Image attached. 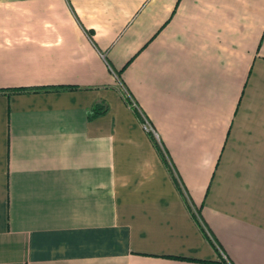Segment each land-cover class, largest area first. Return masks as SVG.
Returning <instances> with one entry per match:
<instances>
[{"label":"crops","instance_id":"0c3cea01","mask_svg":"<svg viewBox=\"0 0 264 264\" xmlns=\"http://www.w3.org/2000/svg\"><path fill=\"white\" fill-rule=\"evenodd\" d=\"M0 264H264V0H0Z\"/></svg>","mask_w":264,"mask_h":264},{"label":"rangeland","instance_id":"374dc122","mask_svg":"<svg viewBox=\"0 0 264 264\" xmlns=\"http://www.w3.org/2000/svg\"><path fill=\"white\" fill-rule=\"evenodd\" d=\"M121 91H122V96H123L124 100L127 101V105H128L132 110H134V112H136V114H137L138 116H140V118H142V126H143V127L146 126L147 128H152L153 131H154V133L156 134V132H155V130H154L152 124H151L148 120H146V119L144 118V116H143L142 113L140 112L138 106L136 105V102H135L134 99L132 98L131 94H130L125 88H122V87H121ZM153 131L149 130V132L152 133V134H153ZM223 259H224V258H223Z\"/></svg>","mask_w":264,"mask_h":264},{"label":"trees","instance_id":"16d2710c","mask_svg":"<svg viewBox=\"0 0 264 264\" xmlns=\"http://www.w3.org/2000/svg\"><path fill=\"white\" fill-rule=\"evenodd\" d=\"M66 88H69V86H62V87H58L56 89H66ZM47 89L48 88H43V87H30V88H26V89H20V90H18V92H24V91H39V90H47ZM49 89H51V88H49ZM126 103H127V101H126ZM101 112L102 111L97 110V111H95V113H93V115L100 114ZM153 140L155 142L156 147H158V144H157L156 140L155 139H153Z\"/></svg>","mask_w":264,"mask_h":264},{"label":"built area","instance_id":"2783aa9c","mask_svg":"<svg viewBox=\"0 0 264 264\" xmlns=\"http://www.w3.org/2000/svg\"><path fill=\"white\" fill-rule=\"evenodd\" d=\"M143 128H144L146 131H148V132H149V130L153 131L152 128H147L146 126H144ZM153 134L156 136V134L154 133V131H153ZM221 256L225 259V257H224V255L222 254V252H221ZM225 260H226V259H225Z\"/></svg>","mask_w":264,"mask_h":264}]
</instances>
